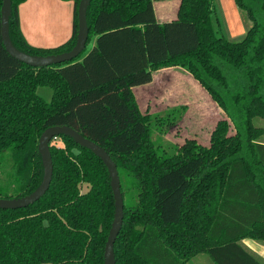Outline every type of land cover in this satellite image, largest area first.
<instances>
[{
  "label": "trees",
  "instance_id": "1",
  "mask_svg": "<svg viewBox=\"0 0 264 264\" xmlns=\"http://www.w3.org/2000/svg\"><path fill=\"white\" fill-rule=\"evenodd\" d=\"M10 0L8 35L31 54L71 48V33L52 46L30 44ZM250 20L239 39L218 33L212 0H178L175 16L155 17L152 0H89L86 41L69 60L33 66L4 49L0 36V196L16 197L42 177L37 139L66 124L114 161L122 196L114 264H183L205 252L214 264H262L239 243L264 240V142L251 118L264 117V0H234ZM1 4V0H0ZM179 66L225 114L207 145L193 138L160 153L150 118L131 87L164 66ZM38 85L50 87L45 100ZM234 127L228 131L229 124ZM48 141L51 175L32 202L0 207V264H103L113 198L101 159L72 137Z\"/></svg>",
  "mask_w": 264,
  "mask_h": 264
},
{
  "label": "rangeland",
  "instance_id": "2",
  "mask_svg": "<svg viewBox=\"0 0 264 264\" xmlns=\"http://www.w3.org/2000/svg\"><path fill=\"white\" fill-rule=\"evenodd\" d=\"M215 3L216 0H212V11L210 12L212 24H215L214 17L215 13L217 14V10H213ZM91 43V38H89L86 41L85 50L91 46ZM165 69L156 71L151 81L144 84L150 83L148 85L150 88L149 95L153 93L152 91H155V87L159 88V90H156L158 91L157 96L155 95L156 98L154 96L153 99L155 100L154 105L149 104L145 107L147 101H145L143 93L140 91L137 93V96L139 95L140 111L143 113L147 111L150 115H155V118H150V135L157 144L158 151L163 154H170L175 150V145L181 144L188 138H193L200 144L207 145L215 121L225 117V114L187 71L181 70L179 72L174 68ZM162 84H166L165 87H161ZM36 92L45 100L50 98L51 90L49 86L38 85ZM145 93L147 95L148 92L145 91ZM161 103L166 107L159 108ZM251 124L262 129L261 133L255 138L264 142V117L253 116ZM233 130L234 127L230 123L228 131L232 132ZM252 239L264 245V240L254 237ZM239 243L244 245L241 241ZM246 249L252 252L250 249ZM261 253L262 251L253 252L252 254L264 264V255H261ZM199 255L204 258L203 264H213L205 252L197 253L196 256H192L183 264H196L195 260ZM44 264L53 263L45 262Z\"/></svg>",
  "mask_w": 264,
  "mask_h": 264
},
{
  "label": "crops",
  "instance_id": "3",
  "mask_svg": "<svg viewBox=\"0 0 264 264\" xmlns=\"http://www.w3.org/2000/svg\"><path fill=\"white\" fill-rule=\"evenodd\" d=\"M152 6L156 19L158 21H163L175 16L178 6V0H152ZM215 9L217 10L218 15L215 13V24H212L214 29L218 33L224 34L229 39H239L240 37H242L246 28L250 24V20L236 5L235 1L216 0V3L213 5V10ZM17 11L19 28L26 41L30 44L38 46L56 45L64 41L71 33V0H24L18 4ZM93 41L94 37L92 36L91 42L93 43ZM165 68H174L179 72L181 70H184V72L186 71L182 67L176 65L164 66L156 69L153 72L152 76H154V73L156 71L166 70ZM144 84L146 83H143V85L138 84L131 87V91L139 108V95L137 96V93L139 91L143 93L142 95H144L145 101H147L145 103V107H147L149 106V104H155V100L153 99L155 95L157 96L158 91L156 90H159V88L155 87V91H152L153 93L149 95L150 88L148 87V85L150 83H148L147 85ZM162 85L163 86L161 87H165L166 84ZM145 91L148 92L147 95ZM163 107H166V105L161 103V105H159V108ZM252 238L253 237L251 236H243L239 238V240L244 244L243 246L245 248H248L252 251L251 253H258L261 251L264 252V245H261V243H257ZM196 255L197 253L193 254L192 256L194 257ZM192 256H190L188 259H190ZM195 262L196 264H203L204 258L199 255V257H196Z\"/></svg>",
  "mask_w": 264,
  "mask_h": 264
},
{
  "label": "water",
  "instance_id": "4",
  "mask_svg": "<svg viewBox=\"0 0 264 264\" xmlns=\"http://www.w3.org/2000/svg\"><path fill=\"white\" fill-rule=\"evenodd\" d=\"M89 0H78L76 5V32L75 41L70 49L50 54H31L24 52L13 45L8 35V13L10 8V0H1L0 4V36L4 49L9 55L19 61L33 66L48 65L69 60L81 51L85 44L88 33V26L85 19V10ZM62 133L72 137V139L94 154H96L104 163L108 176L109 184L113 198V213L107 235L103 245L102 257L103 264H114L113 260V240L120 227L122 217V196L119 188V178L114 161L104 150L102 146L93 140L83 136L74 128L66 124L51 125L45 127L39 134L37 139V150L40 154L42 163V177L38 185L30 192L16 197H1L0 207H20L35 200L48 185L51 175V159L49 154V139L53 134Z\"/></svg>",
  "mask_w": 264,
  "mask_h": 264
},
{
  "label": "built area",
  "instance_id": "5",
  "mask_svg": "<svg viewBox=\"0 0 264 264\" xmlns=\"http://www.w3.org/2000/svg\"><path fill=\"white\" fill-rule=\"evenodd\" d=\"M57 139V137H56V135L55 134H53L51 137H50V140L52 141V140H56Z\"/></svg>",
  "mask_w": 264,
  "mask_h": 264
},
{
  "label": "clouds",
  "instance_id": "6",
  "mask_svg": "<svg viewBox=\"0 0 264 264\" xmlns=\"http://www.w3.org/2000/svg\"><path fill=\"white\" fill-rule=\"evenodd\" d=\"M261 255H264V252H262Z\"/></svg>",
  "mask_w": 264,
  "mask_h": 264
}]
</instances>
